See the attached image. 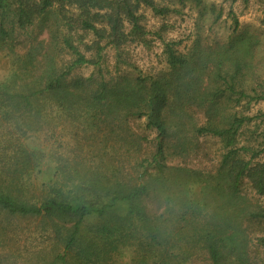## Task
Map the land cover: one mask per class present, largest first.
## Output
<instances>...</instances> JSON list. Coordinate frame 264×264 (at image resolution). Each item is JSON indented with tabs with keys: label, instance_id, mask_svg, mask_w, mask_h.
Returning a JSON list of instances; mask_svg holds the SVG:
<instances>
[{
	"label": "trees",
	"instance_id": "obj_1",
	"mask_svg": "<svg viewBox=\"0 0 264 264\" xmlns=\"http://www.w3.org/2000/svg\"><path fill=\"white\" fill-rule=\"evenodd\" d=\"M162 1L196 8L199 27L222 16L202 0ZM140 7L181 10L156 0H0L9 64L0 81V240L12 221L39 220L49 244L34 264H113L123 251L127 264H258L250 244L264 255V230L249 234L264 206L246 193L264 199V134L261 149L239 144L251 118L237 110L264 102L257 47L244 33L214 46L169 42L161 73L121 71L122 46L146 42ZM29 29L36 35L19 47ZM108 46L114 77L73 74L92 67L100 76ZM204 139L222 144L214 172L175 163L197 156ZM46 164L52 174L37 184Z\"/></svg>",
	"mask_w": 264,
	"mask_h": 264
},
{
	"label": "rangeland",
	"instance_id": "obj_2",
	"mask_svg": "<svg viewBox=\"0 0 264 264\" xmlns=\"http://www.w3.org/2000/svg\"><path fill=\"white\" fill-rule=\"evenodd\" d=\"M161 6H167L170 9H181L178 14L168 13L165 16H156L154 13L140 7L139 14L142 16L141 24L147 35L145 44L126 43L122 46L123 61L125 64H119L121 71H135L144 76H155L165 70V57L163 47L165 43L177 42L178 47H191L195 40H199L204 46H214L222 44L237 35L250 37L254 43L253 51L254 61L262 67L264 74V0H236L230 3L228 0H202L204 4L213 5L216 9H222L221 18L211 24L206 21L200 27L197 23L196 8L186 4L180 7L166 1L156 0ZM233 17L237 21V28L234 29ZM196 25V26H195ZM36 35L34 29H29L22 37V45L19 47H29L30 40ZM39 40L46 45L47 36H39ZM91 38L86 36L84 40L90 43ZM245 47V46H241ZM116 57L115 50L108 46L103 52V62L101 64V73L99 74L92 67H82L74 71L75 76L87 78L93 75L95 78L103 77L109 79L116 75ZM9 64L3 54H0V81L7 77ZM237 110L244 116L250 117L251 121L243 128L238 137L239 144H248L257 149H261L262 136L264 134V102L251 104ZM138 125V128H136ZM144 123L141 121L134 124V128L140 131ZM200 151L197 156L183 158L175 163L185 164L194 169L214 172L220 160V154L223 153L222 144L216 139H204L199 141ZM264 161V155L260 159ZM52 172L46 164L40 174L35 175L34 182L37 184L46 182ZM247 187L246 185L244 186ZM247 196L252 202L258 201L264 206V199L254 196L247 191ZM45 224L39 220H16L12 221L9 229L10 235L0 240V259L2 264H34L37 261L38 253L48 250L47 236L45 235ZM261 229L264 230V222L260 225L254 224L249 234L251 238L260 236ZM255 241L250 244L251 260L258 264L264 263V255L255 246ZM131 254L123 251L117 257H114L113 264H127Z\"/></svg>",
	"mask_w": 264,
	"mask_h": 264
}]
</instances>
